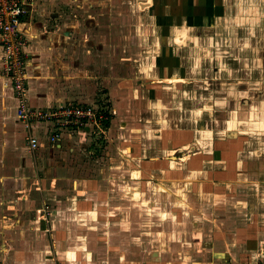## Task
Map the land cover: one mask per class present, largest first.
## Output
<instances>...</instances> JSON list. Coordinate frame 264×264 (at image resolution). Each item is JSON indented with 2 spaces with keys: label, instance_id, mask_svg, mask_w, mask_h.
I'll return each mask as SVG.
<instances>
[{
  "label": "crops",
  "instance_id": "1",
  "mask_svg": "<svg viewBox=\"0 0 264 264\" xmlns=\"http://www.w3.org/2000/svg\"><path fill=\"white\" fill-rule=\"evenodd\" d=\"M150 1L139 3L153 5ZM198 1L178 3L190 16L241 25L233 29L238 42L232 49L227 44L233 55L226 68L239 69L240 60L236 64L234 58L247 46L259 48L246 40L244 27L264 16V0ZM100 3L35 0L21 24L32 107L100 105L95 70L108 61L104 54L111 50L98 25ZM226 26L220 32L225 38L231 34ZM136 41L131 46H139ZM168 46L157 47L152 68L166 66L161 53L164 57ZM131 80H120L111 93L117 95V86L129 92ZM262 91L264 87L256 90L253 100L241 93L234 100L252 103L247 109L253 113V129L264 134ZM162 97L158 95L159 102ZM224 100L219 96L216 105L222 107L218 101ZM18 103L12 83L0 72V149L3 144L15 160L2 165L12 171L0 177V264H264V136L247 139L240 126L243 108L232 109L238 113L234 118L214 117L221 124L210 128L198 124L196 109H190L189 120L188 113H167L158 104L156 112L164 117L147 146L146 127L130 128L127 122L130 130L118 129L121 112L105 134L113 150L106 158L91 155L92 124L64 128L39 118L26 123L17 115ZM56 131L60 134L52 140ZM30 136L37 138L36 148ZM136 139H142L139 150ZM6 194L9 202L2 198Z\"/></svg>",
  "mask_w": 264,
  "mask_h": 264
},
{
  "label": "rangeland",
  "instance_id": "2",
  "mask_svg": "<svg viewBox=\"0 0 264 264\" xmlns=\"http://www.w3.org/2000/svg\"><path fill=\"white\" fill-rule=\"evenodd\" d=\"M111 1H116V3L113 4ZM131 1L101 0V5L97 6V8L99 7L98 14L100 12V23L98 25H101L100 28L103 32L102 42L111 45V52L104 54V56H107L108 61L101 63V69L95 70L97 72L95 82H98V85L102 88L99 92L101 94L99 102L106 119L102 128L93 131L95 134L92 147H90L91 155L106 158L112 155L110 153H113V150L108 146V137L105 134L112 125L111 121L121 112L123 116L117 117L119 118L116 124L119 127L118 129L125 131L128 128L127 126L134 129L141 126L146 127L148 130L147 136L145 135L143 139L146 140L144 145L147 146V141H153L155 137L152 131L158 130L157 124L164 117L156 112L159 105L164 106L167 113H174L178 110L181 111L182 115L186 114L187 116L188 113L189 117L185 118H189V120L190 109H196L198 110V124L210 128L221 124L214 117L217 116L221 119L234 118V115L237 116L238 113H233L232 109L243 108L239 113L243 119L240 126L248 132L247 139L255 138L259 140L263 137V133L255 132L253 128L256 125L251 123L254 117L251 107L249 111L247 107L251 106L252 103L251 105H245L247 102L242 100L239 104L238 101L234 100V97L237 98V94L241 93L246 96V99L251 98L256 90L264 87V16L260 20L246 21L244 27L246 40L253 44L256 43L255 45L259 48L253 50L251 45L247 46L244 52H240V56L234 54L237 57L233 61L237 64L240 60V68L230 70L226 66L232 63V60L229 62L228 59L233 54L228 53L229 46L227 44H230L231 48H229L232 49L234 47L232 45L238 42V37L240 38L238 31H235V27L241 26L239 23L237 24V21L229 22L220 19L209 21V16L203 14L190 16L188 10H181L178 0H165L164 3L160 0H151L150 2L153 5L150 6L148 4L140 6L141 3L139 2L147 0H134L137 4L133 7L129 3ZM207 1L209 3V0ZM198 2L205 4L206 0H199ZM182 7L186 8L184 5ZM161 16H163V19L160 22ZM184 19L187 20L184 21ZM228 23L231 34L225 38L220 32L222 26L224 25L226 28ZM145 32H150L148 34L151 35L145 36ZM180 34L185 35V38L182 41H177L176 39ZM136 40L140 42V45L131 46ZM141 43H144V45L142 46ZM165 45H169L168 50L165 52L164 57L163 53H161V56L162 60L166 62V66H162L160 69L152 68L154 65L153 56L157 54V47ZM179 45H181L180 48H178ZM108 50L109 47H107ZM177 66L178 68H176ZM91 71L93 72V70H87L89 73ZM0 72L10 82L7 75H5V71L3 72L1 62ZM27 74L29 79L30 73ZM161 76H164L166 82L161 81ZM189 76L192 78L191 80ZM87 78H89L88 74ZM91 78L95 77L89 79ZM125 78L132 79L133 88L125 93V91L121 92L119 86H117V95L111 93L119 84V81ZM28 79L26 88L29 84ZM234 79L236 80L234 81ZM261 80H263V84ZM86 82L88 83V81ZM134 87H136L135 90H133ZM262 92L264 93V91ZM134 95L137 99L132 101L131 96ZM158 95L163 96L160 102ZM222 95L225 100L218 101V104L222 105L220 107L216 105V99ZM117 96L122 97L119 99L120 102H117ZM209 110L212 111V114L209 113ZM246 111L248 112L246 113ZM172 117L174 116L172 115ZM142 119L143 122L140 121ZM127 122L129 124L126 126ZM130 128L127 130H130ZM160 128L163 129L164 127ZM132 132L137 133L135 130H132ZM1 133L3 134V132ZM0 139L4 140L2 136H0ZM150 141L149 144H151ZM56 142H52V144ZM134 145L139 150L142 139L139 142L136 139ZM1 146L3 148L0 149V177L6 174V171H12L6 170V167L2 165L6 162L8 165H12L15 161L13 156L9 154L10 151L4 149L3 144ZM4 151L7 152L5 155L6 160H4ZM8 196H2V198L9 202Z\"/></svg>",
  "mask_w": 264,
  "mask_h": 264
},
{
  "label": "built area",
  "instance_id": "3",
  "mask_svg": "<svg viewBox=\"0 0 264 264\" xmlns=\"http://www.w3.org/2000/svg\"><path fill=\"white\" fill-rule=\"evenodd\" d=\"M35 0H0V62L3 72L13 85L18 98L17 115L20 120L29 123L32 118L50 121L60 127H83L92 124L102 128L106 116L100 105L87 103H68L55 109L32 107L27 101V36L21 24L31 14ZM52 136V140L59 136ZM32 148L39 145L34 136L28 138Z\"/></svg>",
  "mask_w": 264,
  "mask_h": 264
}]
</instances>
